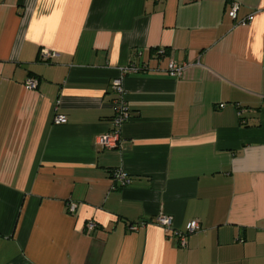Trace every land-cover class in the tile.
Masks as SVG:
<instances>
[{
	"label": "crops",
	"instance_id": "obj_1",
	"mask_svg": "<svg viewBox=\"0 0 264 264\" xmlns=\"http://www.w3.org/2000/svg\"><path fill=\"white\" fill-rule=\"evenodd\" d=\"M0 264H264V0H0Z\"/></svg>",
	"mask_w": 264,
	"mask_h": 264
},
{
	"label": "built area",
	"instance_id": "obj_2",
	"mask_svg": "<svg viewBox=\"0 0 264 264\" xmlns=\"http://www.w3.org/2000/svg\"><path fill=\"white\" fill-rule=\"evenodd\" d=\"M236 12H237V5H234L232 12L230 13V16L235 19L236 18ZM254 19V16H249L247 20L242 21V24H247L251 22ZM159 54H164V50H159ZM51 57V54L48 51L42 52V59L48 60ZM143 68H139L136 66L128 67L124 74H131V73H137L138 71L142 70ZM184 68L182 66H178L174 62H171L168 66V73L170 77L173 78H180L183 75ZM122 77L116 78L112 82V87L117 93V99L115 101V115L112 120V133L110 135H105L98 138V144L102 148L112 149L119 146L120 143V128L128 122L131 118V112L128 107L127 100L125 98V90L123 87ZM25 88L27 90H34L38 87V81L34 78H29L25 82ZM223 107V105L221 106ZM67 122V119L65 116H57L55 119L56 124H65ZM116 178L121 181V184H126L127 180L125 179L124 174H122L120 171L116 173ZM70 210L73 212L75 210V207L72 206ZM157 225L161 227L166 236L175 237L177 240L178 246L181 248H185L187 246V239L190 235L196 234L200 231V224L198 221H192L188 225L187 232L183 233L178 231L174 228V222L173 218L169 215H160L157 217L156 221ZM95 224L89 223L88 228L90 230L94 229ZM131 231L137 230L136 226L130 227Z\"/></svg>",
	"mask_w": 264,
	"mask_h": 264
}]
</instances>
